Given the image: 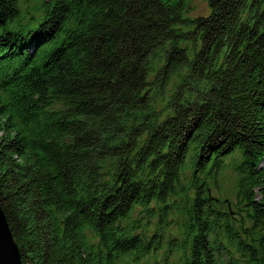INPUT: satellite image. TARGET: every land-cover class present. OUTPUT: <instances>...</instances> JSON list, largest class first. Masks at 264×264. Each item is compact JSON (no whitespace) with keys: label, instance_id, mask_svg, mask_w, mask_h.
Returning a JSON list of instances; mask_svg holds the SVG:
<instances>
[{"label":"trees","instance_id":"1","mask_svg":"<svg viewBox=\"0 0 264 264\" xmlns=\"http://www.w3.org/2000/svg\"><path fill=\"white\" fill-rule=\"evenodd\" d=\"M186 1L0 0L21 264H264V0Z\"/></svg>","mask_w":264,"mask_h":264},{"label":"water","instance_id":"2","mask_svg":"<svg viewBox=\"0 0 264 264\" xmlns=\"http://www.w3.org/2000/svg\"><path fill=\"white\" fill-rule=\"evenodd\" d=\"M0 264H21L16 244L14 243L6 219L0 209Z\"/></svg>","mask_w":264,"mask_h":264},{"label":"rangeland","instance_id":"3","mask_svg":"<svg viewBox=\"0 0 264 264\" xmlns=\"http://www.w3.org/2000/svg\"><path fill=\"white\" fill-rule=\"evenodd\" d=\"M192 1L193 0H187L186 1L185 10L183 12L184 16H190L191 15L190 7H191ZM206 11H207L206 6L201 0H195L193 2L192 15L204 14V16H205V15H207ZM224 183H225L226 187H228V188L230 187V182L228 181V179H226Z\"/></svg>","mask_w":264,"mask_h":264},{"label":"bare ground","instance_id":"4","mask_svg":"<svg viewBox=\"0 0 264 264\" xmlns=\"http://www.w3.org/2000/svg\"><path fill=\"white\" fill-rule=\"evenodd\" d=\"M228 181H229V182H232V179H231V178H228Z\"/></svg>","mask_w":264,"mask_h":264}]
</instances>
